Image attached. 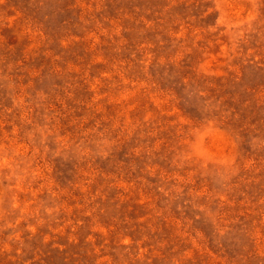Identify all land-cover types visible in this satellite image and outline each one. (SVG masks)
Here are the masks:
<instances>
[{
  "label": "rangeland",
  "instance_id": "obj_1",
  "mask_svg": "<svg viewBox=\"0 0 264 264\" xmlns=\"http://www.w3.org/2000/svg\"><path fill=\"white\" fill-rule=\"evenodd\" d=\"M0 264H264V0H0Z\"/></svg>",
  "mask_w": 264,
  "mask_h": 264
}]
</instances>
